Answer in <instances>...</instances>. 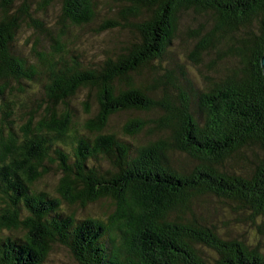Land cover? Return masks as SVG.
I'll return each instance as SVG.
<instances>
[{
    "label": "trees",
    "instance_id": "1",
    "mask_svg": "<svg viewBox=\"0 0 264 264\" xmlns=\"http://www.w3.org/2000/svg\"><path fill=\"white\" fill-rule=\"evenodd\" d=\"M37 2L60 8L52 29ZM1 3L0 264L58 246L77 264H264V0ZM24 19L52 44L34 61ZM115 29L130 38L98 58L75 46ZM99 203L103 221L77 219Z\"/></svg>",
    "mask_w": 264,
    "mask_h": 264
},
{
    "label": "rangeland",
    "instance_id": "2",
    "mask_svg": "<svg viewBox=\"0 0 264 264\" xmlns=\"http://www.w3.org/2000/svg\"><path fill=\"white\" fill-rule=\"evenodd\" d=\"M40 3V2H39ZM15 8H22V4H20L19 1H17ZM1 8L2 3L0 0V14H1ZM58 8V9H57ZM30 15H37L41 18H44L46 20L45 26L48 27V29H52L54 24L59 21L60 16V8L58 6H53L51 8H48L47 11H42L39 7L38 2L31 4ZM72 34L76 38L75 46L81 45L85 48V51L88 55H94L95 58H98V56L101 55V50H105L108 47L115 44L119 39H129L130 34H120L118 32V29L109 31L106 34H100L96 37L90 36L88 34H82L80 31L73 30ZM36 42H39L40 46H38V50L42 51V49H46L50 47L52 44L49 40V37L46 35H40L36 33L34 27L32 26V23L29 20L22 21L20 23V26L17 30V36L15 39V45L20 52V54L23 57L28 58L31 61H34V55L32 50L34 49V46ZM100 49V50H99ZM165 64V63H164ZM12 87L15 86L14 82H11L9 84ZM81 98V96H79ZM75 107L79 113V120L80 122H84L86 120V114L83 112V106L80 105V101H75ZM1 118V115H0ZM126 119V115H119L117 117H114L110 129L113 133H116L119 138L127 139V136H125L122 132V125ZM4 129V125L1 122L0 119V130ZM5 132V130H4ZM145 135H141L140 138L137 140V142H141ZM54 176L48 175L44 177L42 181V186L45 191L52 193V184H53ZM215 207H211V211ZM63 210L68 209L67 206H62ZM73 209L71 208L70 211ZM104 210L102 203L99 204H92L87 206L86 208H76V214L77 219H84L87 215H92L94 217H99L101 221L104 220V216L102 214V211ZM215 213V212H214ZM213 218L216 220V223L220 226L224 224V220L222 219L221 212H216L213 215ZM230 226L233 227V222L229 221ZM219 230H223V228L219 227ZM53 253L50 254L49 260L45 264H77L70 252L64 248L63 246L55 247V249L52 250Z\"/></svg>",
    "mask_w": 264,
    "mask_h": 264
},
{
    "label": "water",
    "instance_id": "3",
    "mask_svg": "<svg viewBox=\"0 0 264 264\" xmlns=\"http://www.w3.org/2000/svg\"><path fill=\"white\" fill-rule=\"evenodd\" d=\"M260 65H261L262 73H263V76H264V53H263V56L260 59Z\"/></svg>",
    "mask_w": 264,
    "mask_h": 264
}]
</instances>
